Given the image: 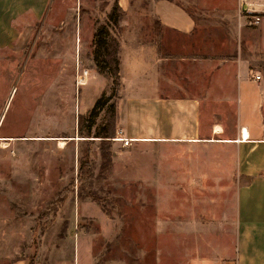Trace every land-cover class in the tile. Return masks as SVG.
<instances>
[{
	"label": "rangeland",
	"instance_id": "obj_1",
	"mask_svg": "<svg viewBox=\"0 0 264 264\" xmlns=\"http://www.w3.org/2000/svg\"><path fill=\"white\" fill-rule=\"evenodd\" d=\"M71 1L56 0L40 22L18 21L1 33L0 264H227L237 185L214 182L226 169L201 160L207 151L115 140L109 103L116 106L121 88L120 79L113 88L109 70L123 32L156 40L163 51L197 59L170 65V85L194 90L203 109L214 110L226 95L210 99L208 81L197 79L204 87L195 88L184 71L202 75L207 68L199 64L213 58L218 77L236 79L246 60L264 81V17L244 24L240 0H172L196 21L181 35L157 29L152 0H128L130 8L115 9L111 21L117 0ZM106 23L109 66L101 70L92 34ZM103 91L110 100L87 134L88 112ZM105 124L114 136L102 144L94 135Z\"/></svg>",
	"mask_w": 264,
	"mask_h": 264
},
{
	"label": "crops",
	"instance_id": "obj_2",
	"mask_svg": "<svg viewBox=\"0 0 264 264\" xmlns=\"http://www.w3.org/2000/svg\"><path fill=\"white\" fill-rule=\"evenodd\" d=\"M54 1L0 0V38L8 24L40 22ZM71 4L74 5V0ZM117 6L125 12L130 2L117 0ZM151 13L163 32L189 35L196 27L186 8L172 0H152ZM123 26L127 30L128 25ZM117 41L121 90L115 106V140L182 143V149L207 151L201 160L205 158L212 168L226 169V175H217L214 182L237 185L235 192L234 189L231 192L232 211L228 213L237 235L228 246L230 256L226 263L235 264L237 250L236 264H264V81L254 78L246 60L237 63L236 79L232 73L230 80H224L216 73L217 59H206L199 64L207 68L202 75L184 71L183 79L191 81L195 88L204 87L198 85L197 79L208 81L210 89L205 95H226L216 109L207 111L203 109L202 95L183 84L180 90L175 89L177 85H170V65L183 68L187 61L196 62L195 57L188 58L184 52H172L169 48L163 51L156 40L140 42L124 32ZM226 66L233 67L234 63ZM218 88H227V92L222 93Z\"/></svg>",
	"mask_w": 264,
	"mask_h": 264
},
{
	"label": "trees",
	"instance_id": "obj_3",
	"mask_svg": "<svg viewBox=\"0 0 264 264\" xmlns=\"http://www.w3.org/2000/svg\"><path fill=\"white\" fill-rule=\"evenodd\" d=\"M118 9L117 6V1L113 5V10L109 13L108 15V21H111L113 18V13L114 10ZM157 29L160 30V24L157 22ZM108 37H109V30L107 23L106 24H101L98 27L95 28L94 33H93V50H92V55H93V60L98 67V69L105 70L108 68V61L105 58L107 56V51H108ZM114 62V68L109 70L111 79H112V86L115 89L118 86V79H119V61L118 58L114 57L113 58ZM100 72H103L101 71ZM110 95L107 96L106 93L103 91L99 95V97L95 100L93 103L91 109L88 112L87 116V129L86 132L89 134V131L91 129V126L94 123L95 117L99 114V112L106 106V104L109 102ZM110 108L114 112L115 110V104L114 102L109 103ZM112 124H105L100 127V129L96 132L95 137L100 138V142L102 144L108 143L110 137H113L114 132L111 129ZM112 130V131H111ZM78 128V132H80ZM86 136H91V135H86ZM109 138V139H108ZM94 199V198H93Z\"/></svg>",
	"mask_w": 264,
	"mask_h": 264
},
{
	"label": "built area",
	"instance_id": "obj_4",
	"mask_svg": "<svg viewBox=\"0 0 264 264\" xmlns=\"http://www.w3.org/2000/svg\"><path fill=\"white\" fill-rule=\"evenodd\" d=\"M239 11L244 24L256 25L264 17V0H240ZM82 76L84 77V73L80 75V81L83 78ZM254 78L260 79V75L255 74ZM121 141L128 143L129 140L122 139Z\"/></svg>",
	"mask_w": 264,
	"mask_h": 264
},
{
	"label": "bare ground",
	"instance_id": "obj_5",
	"mask_svg": "<svg viewBox=\"0 0 264 264\" xmlns=\"http://www.w3.org/2000/svg\"><path fill=\"white\" fill-rule=\"evenodd\" d=\"M247 132L244 131V136L246 135ZM117 140H119L120 138H116ZM59 145H63L64 144V141L60 140L59 142Z\"/></svg>",
	"mask_w": 264,
	"mask_h": 264
},
{
	"label": "water",
	"instance_id": "obj_6",
	"mask_svg": "<svg viewBox=\"0 0 264 264\" xmlns=\"http://www.w3.org/2000/svg\"><path fill=\"white\" fill-rule=\"evenodd\" d=\"M11 95H12V93H11ZM2 117H3V115H1V117H0V122H1V120H2Z\"/></svg>",
	"mask_w": 264,
	"mask_h": 264
}]
</instances>
